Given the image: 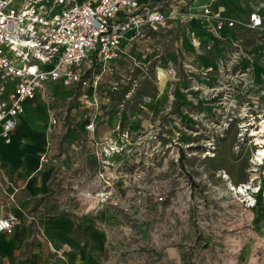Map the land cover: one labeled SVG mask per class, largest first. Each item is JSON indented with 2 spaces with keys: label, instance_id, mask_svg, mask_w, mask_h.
I'll return each mask as SVG.
<instances>
[{
  "label": "crops",
  "instance_id": "0c3cea01",
  "mask_svg": "<svg viewBox=\"0 0 264 264\" xmlns=\"http://www.w3.org/2000/svg\"><path fill=\"white\" fill-rule=\"evenodd\" d=\"M173 2L175 0H170L164 11L175 10ZM199 3L193 2L196 13L200 12ZM213 10L227 17L251 12L264 16V0H215ZM189 26L201 40V49L193 46L188 36ZM174 28L179 29L184 40L178 47L180 51L164 54L156 62L154 71L162 86L157 88V96L138 106L119 104L111 109L96 101V90L101 80H105L106 72L100 76L97 86L91 85L88 89H66L60 81L49 82L33 99L24 102L23 113L17 119L9 142L0 137V215L12 213L22 220L12 234L0 233V264L183 263L180 250L175 251V247L154 245L145 235L142 238L146 239V250L138 249L134 243V224L141 218L146 223H154L160 215L164 219L169 216L168 209L161 204L152 202L148 208H143L134 203L133 188L142 184L137 179L143 168L127 164L125 158L118 155L113 156V160L118 158L116 165L108 169L115 178L113 196L101 202L96 196L101 184L95 179L98 164L94 157L95 143L110 138L118 126L137 135L152 128L160 129L183 117L182 111L190 105L183 95L193 91L176 89L177 82H171L172 79H178L182 71L200 76L203 69L214 67L216 56L222 53L216 40L198 21L193 20L188 25L175 23L157 32L147 30L141 36L127 32L120 44V56L127 47L131 52L143 48L156 52L158 36ZM143 36L148 39L130 44ZM257 39L256 48H264V27ZM210 45L213 48L207 51ZM9 56L12 57V53ZM120 56L111 65L117 64ZM88 71L86 77H89ZM98 74H93L92 78ZM160 74L162 79H159ZM164 81L168 88L162 95ZM15 83V80H0V86H4L0 101L8 104ZM51 100L58 104L50 105ZM61 101L66 105L65 111ZM52 119L55 123H51ZM91 121L95 125L93 133L86 130ZM29 214L34 215L35 221L27 220Z\"/></svg>",
  "mask_w": 264,
  "mask_h": 264
},
{
  "label": "rangeland",
  "instance_id": "374dc122",
  "mask_svg": "<svg viewBox=\"0 0 264 264\" xmlns=\"http://www.w3.org/2000/svg\"><path fill=\"white\" fill-rule=\"evenodd\" d=\"M155 1L149 7L165 9L170 5V0ZM178 2L175 0L173 4ZM235 35L241 38L242 50L255 57L251 62L242 60L237 67V70L250 71L248 91L203 94L209 81L184 71L171 81L177 82L176 89L193 93L183 95L185 102L190 103L182 111L183 117L159 129L158 141L152 144L153 148L144 149L145 155L137 164L143 168L137 179L142 183L139 185L146 187L145 191L151 189L163 196V201L154 204H161L169 211L165 219L160 215L154 223H146L141 218L134 224V243L140 250H146L147 239L154 245L179 249L182 264H264V163L257 161L260 148L255 144L256 138L264 135L261 132L264 131L261 124L264 121V48H256V32L242 31ZM143 37L130 44L148 39ZM158 38L156 52L151 53L147 48L131 52L127 47L118 63L107 69L105 80H101L96 90L99 104L111 109L119 104L138 106L157 96L162 82L156 78L155 64L164 54L176 52L184 42L178 28ZM98 72L96 67L89 70V79ZM90 87L89 83L85 89ZM166 88L165 83L162 95ZM49 103L58 104L56 100ZM60 104L65 111V103ZM169 113L175 114V111ZM252 132L257 135L251 136ZM228 183L249 185L248 195L236 196L228 190Z\"/></svg>",
  "mask_w": 264,
  "mask_h": 264
},
{
  "label": "built area",
  "instance_id": "2783aa9c",
  "mask_svg": "<svg viewBox=\"0 0 264 264\" xmlns=\"http://www.w3.org/2000/svg\"><path fill=\"white\" fill-rule=\"evenodd\" d=\"M195 1L200 2L199 13L194 11ZM214 2L179 0L175 10L166 12L139 0H0V80L16 81L8 104L0 101V137L9 142L17 119L23 113L24 102L33 99L47 83L60 81L67 88H85L89 83L97 86L100 76L120 56V44L130 31L133 36H141L147 30L157 32L175 23L188 25L193 20L198 21L222 50L216 56L214 67L199 73L209 81L202 93L214 96L222 92L248 91L250 71L247 68L237 70V67L242 60L251 62L255 57L242 50L241 38L235 34L252 31L259 35L264 27V16L251 12L245 16L227 17L213 10ZM188 36L195 48L203 47L190 26ZM212 48L210 45L206 50ZM94 66L100 71L90 80L86 73ZM193 89L199 91L198 87ZM3 91L4 86H0V94ZM86 130L95 131L93 121ZM158 131L159 128H152L131 135L118 126L110 138L95 143L94 157L98 164L95 179L101 184L96 196L101 202L113 196L115 178L108 171L118 160H113V156L118 155L125 158L127 164L137 165L145 155L144 149L153 148L152 144L158 141ZM144 189L139 184L133 188L135 204L146 208L152 202L163 201V196ZM27 220L35 221L34 215H27ZM21 221L12 213L0 215V233L12 234Z\"/></svg>",
  "mask_w": 264,
  "mask_h": 264
},
{
  "label": "bare ground",
  "instance_id": "6f19581e",
  "mask_svg": "<svg viewBox=\"0 0 264 264\" xmlns=\"http://www.w3.org/2000/svg\"><path fill=\"white\" fill-rule=\"evenodd\" d=\"M261 124H262V126H264V121H261ZM262 129H264V127H262ZM261 132H264V131H261ZM255 135H257L256 132L251 133V136H255ZM258 137L259 138H256L255 144L260 149L257 150L256 155H257L258 163L261 164V163H264V135H259ZM251 180H253V178ZM249 184H251V183H249ZM249 188H250L249 185H242V184L241 185H233L232 183H228V190L233 191L236 196H241V197L247 196L248 194L246 192H247V189H249ZM242 201H244V200H242ZM253 205H250V206H253Z\"/></svg>",
  "mask_w": 264,
  "mask_h": 264
}]
</instances>
